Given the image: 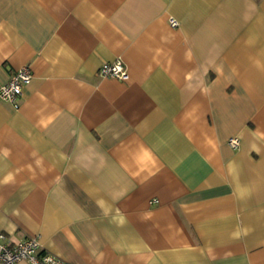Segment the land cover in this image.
Listing matches in <instances>:
<instances>
[{
	"label": "crops",
	"instance_id": "0c3cea01",
	"mask_svg": "<svg viewBox=\"0 0 264 264\" xmlns=\"http://www.w3.org/2000/svg\"><path fill=\"white\" fill-rule=\"evenodd\" d=\"M117 59L129 80L99 75ZM24 67L19 106L0 101L9 242L264 264V0H0V86Z\"/></svg>",
	"mask_w": 264,
	"mask_h": 264
},
{
	"label": "built area",
	"instance_id": "2783aa9c",
	"mask_svg": "<svg viewBox=\"0 0 264 264\" xmlns=\"http://www.w3.org/2000/svg\"><path fill=\"white\" fill-rule=\"evenodd\" d=\"M171 25L176 27L178 23L173 19ZM99 75L122 81L129 80L128 70L122 59L104 64L99 70ZM32 78L29 67L16 71L7 84L0 86V101L8 102L17 108L23 88L30 84ZM229 144L234 149L239 147L238 139H231ZM22 261L29 264H66L60 258L43 251L39 241L35 238L24 239L13 244L4 234H0V264H18Z\"/></svg>",
	"mask_w": 264,
	"mask_h": 264
}]
</instances>
